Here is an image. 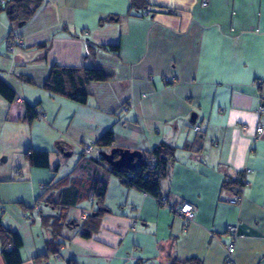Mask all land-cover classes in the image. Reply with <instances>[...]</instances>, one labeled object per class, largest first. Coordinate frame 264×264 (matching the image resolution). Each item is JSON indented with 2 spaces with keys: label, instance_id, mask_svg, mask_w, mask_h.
Wrapping results in <instances>:
<instances>
[{
  "label": "crops",
  "instance_id": "1",
  "mask_svg": "<svg viewBox=\"0 0 264 264\" xmlns=\"http://www.w3.org/2000/svg\"><path fill=\"white\" fill-rule=\"evenodd\" d=\"M13 1L0 8V77L21 101L0 95V222L21 240L19 264H226L223 243L232 242L234 264H264V131L256 132L264 125V0H29L34 11L23 22L10 18ZM14 38L23 46L10 52ZM53 65L103 67L112 77L90 81L81 103L44 88ZM26 105L38 113L32 121ZM108 129L113 145L96 146ZM88 142L98 155L175 147L161 197L193 204V220L102 164L78 160L63 173L61 149L82 155L78 144ZM28 148L48 151L49 166L30 165ZM94 179L107 182L104 211L82 226L87 213L73 193ZM231 180L245 182L225 188ZM49 194L68 205L58 230L43 218L55 211L41 201ZM228 225L237 227L234 240ZM54 240L63 241L57 262L45 258Z\"/></svg>",
  "mask_w": 264,
  "mask_h": 264
},
{
  "label": "trees",
  "instance_id": "2",
  "mask_svg": "<svg viewBox=\"0 0 264 264\" xmlns=\"http://www.w3.org/2000/svg\"><path fill=\"white\" fill-rule=\"evenodd\" d=\"M29 0H14L12 6L9 8L10 18L14 21H26L30 15H32L34 9H28ZM144 0H132V4L138 5ZM2 4L0 5L1 8ZM27 9L24 17L20 20H15L19 17L21 8ZM109 50H116V46H108ZM81 70L82 74H78ZM79 68L74 67H62L59 65H53L50 68L49 75L44 82V88L50 91L51 93L65 95L71 100L84 103L87 99V88L86 85L90 81H106L112 77L111 72L107 71L103 67H83ZM66 83H69V89H66ZM0 95H2L6 100L13 101L17 96L15 91L0 77ZM38 117V113L34 107L30 105L25 106V118L28 121H32ZM114 137L113 131L111 129L106 130L101 134L98 140L95 142V145L101 148H108L113 145ZM94 145V147H95ZM175 147L167 143H160L158 146L153 148L148 154H142L141 158L134 161V166L131 169L121 168L116 169L110 166L108 163L100 159L87 158L82 153L80 161H90L94 163L102 164L107 170L115 175L122 184L136 188L142 192H145L155 198L164 199L161 197V181L166 177L169 167V162L171 161L174 155ZM25 157L30 165L35 167L47 168L49 166V153L48 151L36 150L33 148H28L25 152ZM105 163V165L103 164ZM244 184V180H231L225 181L223 186L229 189L239 190ZM48 189L45 185V189ZM44 189V190H45ZM46 189V190H47ZM89 194V201L97 206L98 209L91 211L86 214L85 219L80 220V222L86 224L89 219L93 218V213L99 215L104 211V198L107 190V182L103 180L94 179L91 183V186L87 188ZM78 191L73 193V197L76 196L79 198L80 194H77ZM63 195H59V200L55 201L53 197L49 194L46 198L41 201L47 203V206L54 205L55 211L50 215H43L44 219L52 220L51 226L54 227V230H58L60 215L64 214L63 210L68 205H65L61 201ZM38 200L37 202H39ZM74 201V200H73ZM36 202V203H37ZM41 202V203H42ZM35 203V204H36ZM41 203L39 210L41 208ZM60 203L64 204V207L61 209L62 212H58ZM34 204V205H35ZM86 212V211H81ZM1 214V212H0ZM76 224V220L67 222L66 225ZM81 235L88 237L90 234L88 231L81 232ZM63 241L53 242L48 241V254L45 258L53 257L54 255H60V247ZM22 243L18 234L10 229L4 227L0 222V249L2 257L5 261V264H19L22 259L20 256V247ZM68 264H72L68 262ZM170 264H202V261L198 258L191 257L185 260L172 259Z\"/></svg>",
  "mask_w": 264,
  "mask_h": 264
},
{
  "label": "built area",
  "instance_id": "3",
  "mask_svg": "<svg viewBox=\"0 0 264 264\" xmlns=\"http://www.w3.org/2000/svg\"><path fill=\"white\" fill-rule=\"evenodd\" d=\"M5 0H0V5L4 3ZM85 35V34H83ZM23 46V41L20 39V38H14V42L8 47L9 51L10 52H13L14 49L16 47H21ZM17 100L21 101V98L20 97H16ZM258 114L260 115H264V104H261L259 107H258ZM195 131H200V127H195ZM262 131H264V125H262L261 123L257 124V127H256V132L257 133H261ZM78 147L80 149V151L84 154L85 157L87 158H94V159H100L99 156L96 157L94 156L93 154V148H94V144L93 143H84V144H78ZM105 165V163H103ZM245 182V181H244ZM40 188L41 189H45V185H40ZM240 199V196L239 195H236V196H233L231 198L228 199L229 202L231 203H236L238 202ZM158 201L162 204V205H165L167 206L172 212H174L175 214L181 216L182 218H184V220L186 222H189V221H192L193 218H194V214L196 212V207L187 202V201H184L182 202L178 207H173V206H170L165 199H160L158 198ZM40 203L41 202H37L35 205H34V209L37 210L39 209V206H40ZM85 216H83V218H85ZM236 230H237V227L235 225H228L227 226V231L228 233L230 234V237L232 240H234L236 238L235 234H236ZM223 248H224V254H225V263L226 264H234L235 263V260H234V250H235V245H234V242L232 243H223ZM52 259H54L55 262L59 261L60 259V256L59 255H54L52 257ZM44 264H52L50 260H47L46 262H44Z\"/></svg>",
  "mask_w": 264,
  "mask_h": 264
},
{
  "label": "water",
  "instance_id": "4",
  "mask_svg": "<svg viewBox=\"0 0 264 264\" xmlns=\"http://www.w3.org/2000/svg\"><path fill=\"white\" fill-rule=\"evenodd\" d=\"M193 117H191V120L194 119ZM61 152L66 157L70 155V152L63 151V149H61ZM141 155L142 153L139 150L122 149L119 147L99 152L101 159L116 169H131L134 166V161L141 158Z\"/></svg>",
  "mask_w": 264,
  "mask_h": 264
},
{
  "label": "rangeland",
  "instance_id": "5",
  "mask_svg": "<svg viewBox=\"0 0 264 264\" xmlns=\"http://www.w3.org/2000/svg\"><path fill=\"white\" fill-rule=\"evenodd\" d=\"M93 154H96L98 155V149H94L93 150ZM99 156V155H98ZM62 159L63 158H66V160H68V165L64 166V168L62 169L63 170V173H68L70 171H72V169L77 165V162L79 160V163L81 162L80 159H81V155L78 153V151H74L73 152V155L71 156H68V157H64L62 155L61 157ZM78 163V164H79ZM88 193V190L86 187H83L82 190L80 191V196H79V202L77 204L78 207H83L84 209L80 210L81 211H86V213H90V207H88V202H89V194ZM64 207V204L63 203H60L59 205V208H58V212H62V208ZM79 212V213H80ZM78 213V214H79Z\"/></svg>",
  "mask_w": 264,
  "mask_h": 264
},
{
  "label": "flooded vegetation",
  "instance_id": "6",
  "mask_svg": "<svg viewBox=\"0 0 264 264\" xmlns=\"http://www.w3.org/2000/svg\"><path fill=\"white\" fill-rule=\"evenodd\" d=\"M100 157V156H99Z\"/></svg>",
  "mask_w": 264,
  "mask_h": 264
}]
</instances>
